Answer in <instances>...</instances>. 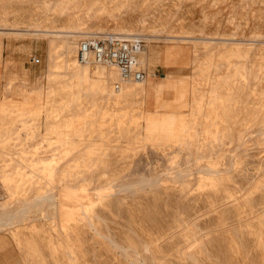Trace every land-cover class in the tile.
Wrapping results in <instances>:
<instances>
[{
  "label": "rangeland",
  "instance_id": "obj_1",
  "mask_svg": "<svg viewBox=\"0 0 264 264\" xmlns=\"http://www.w3.org/2000/svg\"><path fill=\"white\" fill-rule=\"evenodd\" d=\"M106 33L144 86L76 61ZM0 180V264H264V0H0Z\"/></svg>",
  "mask_w": 264,
  "mask_h": 264
},
{
  "label": "built area",
  "instance_id": "obj_2",
  "mask_svg": "<svg viewBox=\"0 0 264 264\" xmlns=\"http://www.w3.org/2000/svg\"><path fill=\"white\" fill-rule=\"evenodd\" d=\"M144 49L138 37L106 33L83 39L76 48V61L81 65H98L114 69L118 80L113 83L118 92L123 84L139 83L146 79V69L140 61ZM30 63L38 65L36 57ZM7 197L0 180V203Z\"/></svg>",
  "mask_w": 264,
  "mask_h": 264
},
{
  "label": "bare ground",
  "instance_id": "obj_3",
  "mask_svg": "<svg viewBox=\"0 0 264 264\" xmlns=\"http://www.w3.org/2000/svg\"><path fill=\"white\" fill-rule=\"evenodd\" d=\"M144 55V51L142 52L141 56ZM142 63H145L146 64V56L142 58L141 60ZM81 65V64H80ZM103 67V66H102ZM87 68V67H86ZM117 74V73H116ZM145 84V81L143 82H139V83H134V85H142L144 86ZM125 85H129V84H123L120 88V90L118 92L114 91L113 89V86H112V90L115 94H120L122 93L123 91V88ZM171 115H174L175 113H170ZM169 114V115H170ZM176 115V114H175ZM175 119L174 116H172L171 118H167V124H170L168 126L170 127H174L175 123L173 122ZM18 156V155H17ZM56 198V197H55ZM54 198V195H51V196H47L45 197L44 199H46L48 202L55 199ZM39 200V199H36V201ZM45 200V201H46ZM65 200V199H64ZM7 201V200H6ZM6 201L0 203L1 204H4ZM42 202V201H41ZM44 202V201H43ZM52 202V201H51ZM50 202V203H51ZM60 202V201H59ZM62 203V202H61ZM41 204H44V203H41ZM47 204V203H46ZM56 204V202H55ZM58 204V202H57ZM35 206V203H30V204H25V205H22L21 207H19L18 209H9V210H3V211H0V231L4 230L5 228H8V227H11L12 225H15V224H18L22 221H24L26 218H27V215L29 213V211L31 209H33V207ZM42 206V205H41ZM52 206V205H51ZM40 215V214H39Z\"/></svg>",
  "mask_w": 264,
  "mask_h": 264
},
{
  "label": "crops",
  "instance_id": "obj_4",
  "mask_svg": "<svg viewBox=\"0 0 264 264\" xmlns=\"http://www.w3.org/2000/svg\"><path fill=\"white\" fill-rule=\"evenodd\" d=\"M166 78V76H162V79H165ZM154 100H155V98H156V96L160 93V92H162V87H163V85H160V84H154ZM165 87V86H164ZM166 88V87H165ZM168 89L169 88H166L165 89V92H168ZM154 102V101H153Z\"/></svg>",
  "mask_w": 264,
  "mask_h": 264
}]
</instances>
